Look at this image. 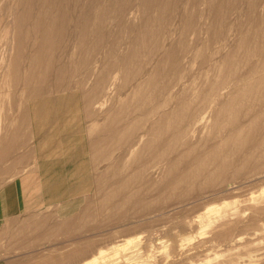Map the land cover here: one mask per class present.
<instances>
[{
	"label": "rangeland",
	"instance_id": "rangeland-1",
	"mask_svg": "<svg viewBox=\"0 0 264 264\" xmlns=\"http://www.w3.org/2000/svg\"><path fill=\"white\" fill-rule=\"evenodd\" d=\"M20 1L0 0V186L23 177L26 188L44 181L55 191L5 222L0 257L264 264V0H158L167 5L146 9L101 0L107 37L80 44L64 31L49 72L26 71L21 55L11 66ZM26 27L29 56L41 32ZM219 146V160L202 163ZM169 158L181 159L173 168Z\"/></svg>",
	"mask_w": 264,
	"mask_h": 264
},
{
	"label": "bare ground",
	"instance_id": "bare-ground-1",
	"mask_svg": "<svg viewBox=\"0 0 264 264\" xmlns=\"http://www.w3.org/2000/svg\"><path fill=\"white\" fill-rule=\"evenodd\" d=\"M13 1V0H12ZM77 2H82L84 1L85 3L83 5H71L70 4V0H21L19 2L20 4V8L18 11V15H17V19H16V25H15V29L18 32L17 35V54L15 56V59L11 62V66L12 68L16 67V63H18V58L20 57V55L23 58H27L28 61H26V64L24 65L25 70L28 72H38V71H48L50 70L49 67L52 66L51 65V57H52V51L54 50L53 47L55 48L56 46H54V44L56 42H58L59 40H61L60 38H63L62 35L64 33V31L68 30L72 37L74 36V33L76 32L77 37L74 36V38H78L75 39L77 42H79L80 44L86 43L90 38H92L93 40H104L107 37V32L104 28L103 22L105 19V15L102 13V6H103V1L101 0H97L96 5L99 6V10L97 12V18L99 21H94V24L92 25L90 23L89 20V13H88V7L91 6L92 4H94V0H76ZM139 3V2H138ZM175 3V2H174ZM158 5L159 8L160 7H164L165 5H167L166 1H160L158 3V0H141V4L140 6L143 7L144 9L149 8L150 6L153 5ZM65 5L66 8H65ZM163 5V6H162ZM40 8H39V7ZM251 6V5H249ZM42 8H45L44 11L41 10ZM68 11V12H67ZM144 11V10H143ZM123 18H121V21L119 22V24H122L123 22ZM26 23H29L32 25V29H35L37 32H41L40 33V37L38 38L37 42H36V48L33 52V54L31 55H26L25 52L22 51L24 45H25V40L26 37H28V33L29 32V28L26 27ZM76 27H78V30L76 29ZM71 29V30H70ZM121 31V29H120ZM256 33V32H255ZM34 34V33H33ZM66 35V34H65ZM143 38L144 34H140V35H135L134 38ZM34 40V39H33ZM92 40V41H93ZM91 41V42H92ZM105 42V41H104ZM61 43V42H60ZM75 43V42H74ZM96 43V41H95ZM72 44V43H71ZM94 44V42H93ZM100 44V43H98ZM57 45V44H56ZM78 45V44H77ZM86 45V44H85ZM97 45V44H96ZM58 46V45H57ZM82 46V45H80ZM92 46V45H91ZM112 46V45H111ZM59 47V46H58ZM79 47V46H78ZM94 47V46H93ZM118 47V46H117ZM76 48V47H75ZM57 49V48H55ZM69 49V48H68ZM71 49V48H70ZM82 49V48H81ZM90 49V48H88ZM92 49V48H91ZM75 51V50H74ZM82 51H85V48L82 49ZM32 52V51H31ZM97 52V51H96ZM130 52V51H129ZM128 54L131 56V52ZM82 53V52H81ZM114 53V52H113ZM69 54V53H68ZM107 54V52H106ZM133 54V51H132ZM75 55V54H74ZM78 55V54H77ZM86 56V55H85ZM54 57V56H53ZM76 57V56H75ZM105 57V56H104ZM117 57V56H116ZM82 58V57H81ZM88 58V57H87ZM167 58V57H166ZM76 59V58H75ZM80 59V58H79ZM78 59V60H79ZM91 59V58H90ZM123 59V58H122ZM58 60V59H57ZM102 60V59H101ZM129 60V59H128ZM227 60V59H226ZM85 61V60H83ZM104 61V60H103ZM115 61V60H114ZM120 61V60H119ZM123 61V60H122ZM121 61V62H122ZM57 63H60L57 62ZM76 63V62H75ZM84 63V62H83ZM23 64V63H21ZM55 64V63H54ZM53 64V65H54ZM89 64V63H88ZM107 64V63H106ZM111 64V63H110ZM121 64V63H120ZM59 65V64H58ZM78 65V64H77ZM103 65V64H102ZM21 67V66H20ZM61 67V66H60ZM59 70H62L60 69ZM87 67V66H86ZM94 67V66H93ZM55 67H53L54 69ZM67 68V67H66ZM23 69V67H22ZM21 69V70H22ZM52 69V68H51ZM78 69V68H76ZM74 69V70H76ZM80 69V68H79ZM83 69V68H82ZM81 69V70H82ZM85 69V68H84ZM100 69V68H99ZM117 69V68H115ZM55 70V69H54ZM57 70V69H56ZM65 70V69H64ZM73 70V72H75ZM101 70V69H100ZM99 70V71H100ZM109 70V69H108ZM53 71V70H52ZM110 71V70H109ZM22 72V71H21ZM25 72V71H23ZM49 72V71H48ZM54 72V71H53ZM68 73V71H66ZM10 73V72H9ZM11 73H13L12 69H11ZM10 73V74H11ZM55 73V72H54ZM72 73V72H71ZM80 73V72H79ZM97 73V72H96ZM95 73V74H96ZM127 73V72H126ZM41 74V73H40ZM47 74V73H45ZM56 74V73H55ZM58 74V73H57ZM62 74V73H61ZM66 75V73H64ZM70 74V73H69ZM100 74V73H99ZM102 74V73H101ZM106 74V73H105ZM148 74V73H147ZM28 75V74H27ZM50 75V74H49ZM73 75V74H72ZM77 75V74H76ZM152 75V74H151ZM12 76V75H11ZM16 76V74H15ZM41 76V75H40ZM99 76V75H98ZM150 76V74H149ZM23 77V76H22ZM38 77V76H37ZM44 77V76H43ZM70 77V76H69ZM67 77V78H69ZM97 77V76H96ZM107 77V76H106ZM10 78V76H9ZM26 78V77H25ZM39 78V77H38ZM57 78V77H56ZM64 78V77H63ZM62 78V79H63ZM90 78V77H89ZM155 78V77H154ZM58 79V78H57ZM65 79V78H64ZM27 80V79H25ZM60 80V79H59ZM71 80V79H70ZM94 80V79H93ZM99 80V79H98ZM103 80V79H101ZM58 81V80H57ZM62 81V80H61ZM66 81V80H65ZM75 81V80H74ZM84 81V80H83ZM43 82V81H42ZM54 82V81H52ZM70 82V81H69ZM73 82V81H72ZM72 82L70 84H72ZM85 82V81H84ZM108 82V81H107ZM51 83V82H50ZM58 83V82H57ZM60 83V82H59ZM77 83L79 84V81H77ZM96 83V81L94 82ZM99 83V82H98ZM56 84V83H55ZM62 84V83H61ZM69 84V83H68ZM82 84V83H81ZM101 84V83H100ZM107 84V83H106ZM40 85V83H39ZM50 86L52 84H49ZM98 85V84H97ZM104 85V84H103ZM37 86V85H36ZM57 86V85H56ZM65 86V85H64ZM80 86V85H78ZM92 86V85H91ZM96 86V85H95ZM105 86V85H104ZM25 87V86H24ZM35 87V86H34ZM62 87V86H60ZM93 87V86H92ZM106 87V86H105ZM38 88V87H36ZM58 88V87H57ZM64 88V87H63ZM96 88V87H95ZM81 89V88H80ZM83 89V88H82ZM81 89V90H82ZM97 89V88H96ZM67 90V89H66ZM70 90V89H69ZM91 90V89H90ZM89 90V91H90ZM100 90V89H98ZM84 91V89L82 90ZM97 91V90H96ZM142 91V90H141ZM88 92V90L86 91ZM93 92L94 91H90ZM99 92V91H98ZM98 94L99 96V93ZM182 92V91H181ZM82 93V92H81ZM30 94V93H29ZM86 94V93H85ZM90 94V93H88ZM104 94V93H102ZM142 94V93H141ZM222 94V93H221ZM92 95V94H91ZM94 95V94H93ZM82 96V95H81ZM97 96V95H95ZM91 97V96H90ZM93 97V96H92ZM130 97V96H129ZM83 98V97H81ZM147 98V97H146ZM222 99V98H221ZM224 99V98H223ZM31 100V99H29ZM90 100V99H89ZM82 102V99H81ZM225 102V101H224ZM86 103V101H85ZM84 103V104H85ZM88 104V103H87ZM89 105V104H88ZM87 105V106H88ZM179 105L182 106L181 103H179ZM219 105V104H218ZM91 106V105H90ZM134 107V106H133ZM94 109V108H93ZM85 110V109H84ZM96 110V109H95ZM86 111V110H85ZM117 111V110H115ZM87 112V111H86ZM113 112V111H112ZM178 112V111H177ZM175 110L173 111V115H172V119L174 120V118L178 117L179 112L177 113ZM94 113V112H93ZM88 114V113H87ZM95 114V113H94ZM97 115V114H96ZM90 117V115H87ZM158 116V115H157ZM168 116V114H166L165 112H163L162 116V120L166 119ZM214 116V115H213ZM252 116V115H251ZM92 117V116H91ZM96 117V116H93ZM159 117V116H158ZM215 117V116H214ZM217 117V116H216ZM85 118V117H84ZM117 118V117H116ZM120 118V117H119ZM158 119V118H157ZM86 120V119H85ZM100 120V119H99ZM90 121V119H89ZM116 122V121H115ZM215 123V122H214ZM217 123V122H216ZM166 124V123H165ZM164 124V125H165ZM116 125V124H114ZM164 125H161V127H159L158 129H156L157 127H155V132H154V136L158 137V134L160 132H164L166 131L164 127ZM86 127V125H85ZM84 127V128H85ZM107 127V125H106ZM109 127V126H108ZM245 127V126H244ZM111 129V128H110ZM123 129V128H122ZM225 129V128H224ZM227 129V128H226ZM105 130V129H104ZM233 130V129H232ZM107 131V130H106ZM122 131V130H121ZM223 131V130H222ZM228 132V131H226ZM234 132V131H233ZM105 133V132H104ZM240 133V132H239ZM151 134V133H150ZM149 134V135H150ZM249 134V133H248ZM230 135V134H228ZM234 135V134H233ZM152 136V134H151ZM231 136V135H230ZM239 136V135H238ZM236 137H233V139ZM240 139V138H239ZM96 140V139H95ZM178 140V139H177ZM227 141V140H226ZM230 141V140H229ZM224 142V141H223ZM94 142H92L93 145ZM226 143V142H225ZM96 145V143H94ZM98 144V143H97ZM234 144V143H233ZM238 144V143H236ZM89 145V144H88ZM87 145V146H88ZM165 145V144H164ZM168 146V145H167ZM5 147V146H4ZM3 147V148H4ZM92 147V146H91ZM94 147V146H93ZM129 147V146H128ZM166 147V145H165ZM237 147V146H236ZM167 148V147H166ZM97 149V148H96ZM90 150V149H89ZM109 153V152H108ZM189 153V152H188ZM96 154V153H95ZM254 154V153H253ZM163 155H165V153H163ZM221 155V148L219 146L216 148L211 149V151H208V154L203 157V159H201L202 163L208 162L210 161L211 163H216L219 159L218 157ZM154 157V156H153ZM181 159V158H180ZM178 159H171L169 158L168 162L172 167L180 160ZM184 160V159H183ZM228 160V159H227ZM155 162V161H154ZM200 163V165L202 164ZM219 165V164H218ZM138 166V165H137ZM174 168V167H173ZM195 168V167H194ZM197 168V167H196ZM186 169V168H185ZM192 170V168H190ZM198 170V169H197ZM133 171V170H132ZM184 172V171H183ZM184 174V173H183ZM182 174V175H183ZM200 174V173H198ZM104 175V174H103ZM106 175V174H105ZM185 175V174H184ZM188 175V173H187ZM186 175V176H187ZM108 176V175H107ZM215 174L211 175V177L209 179L214 178ZM102 177V176H100ZM109 177V176H108ZM173 177V176H172ZM104 178V177H102ZM101 179V178H99ZM151 179V178H150ZM179 179H181V175L179 177ZM183 179V178H182ZM186 179V177H185ZM188 179V178H187ZM108 180V179H107ZM170 180V179H169ZM176 180V178H175ZM178 180V179H177ZM176 180V181H177ZM184 180V179H183ZM103 180H100V183ZM152 181V180H151ZM172 181V180H171ZM105 182V180L103 181ZM109 181H107L108 183ZM174 182V181H173ZM173 182L172 185H173ZM187 182V181H186ZM158 183V182H157ZM170 183V184H171ZM176 184V183H175ZM180 184V183H179ZM178 184V185H179ZM115 185V184H114ZM127 181H122L119 184V188H123L126 189L127 187ZM112 186V185H111ZM117 186V185H116ZM115 186V187H116ZM171 186V185H170ZM175 186V185H173ZM172 187V186H171ZM170 187V188H171ZM165 188V187H164ZM117 189V187H116ZM169 189V188H168ZM117 191V190H116ZM114 192V191H113ZM110 193V192H108ZM118 193V191H117ZM116 193V194H117ZM121 193V192H120ZM124 193V192H123ZM115 194V195H116ZM133 192H129V194H123V197H127V196H133ZM107 195V194H105ZM122 195V194H121ZM110 196V194H109ZM113 196V195H112ZM106 197V196H105ZM115 197V196H114ZM109 198V197H108ZM130 198V197H129ZM125 199V198H124ZM123 199V200H124ZM109 200V199H108ZM120 200V199H119ZM131 200V199H130ZM122 201V200H121ZM127 201V200H126ZM110 202V201H108ZM116 202V200L114 201ZM125 202V200H124ZM113 203V202H112ZM119 203V202H118ZM117 203V204H118ZM114 204V203H113ZM116 204V205H117ZM115 207V205H114ZM119 208V207H118ZM118 210V209H117ZM125 244V243H124ZM127 245V244H126ZM126 247V246H125Z\"/></svg>",
	"mask_w": 264,
	"mask_h": 264
},
{
	"label": "crops",
	"instance_id": "crops-1",
	"mask_svg": "<svg viewBox=\"0 0 264 264\" xmlns=\"http://www.w3.org/2000/svg\"><path fill=\"white\" fill-rule=\"evenodd\" d=\"M43 183L44 181L26 188L23 177H17L0 186V239L5 222L22 215L28 207L45 203V199L53 200L50 199L53 198L55 191L53 182L51 185ZM29 195L32 197L29 198ZM0 264H8V262L0 257Z\"/></svg>",
	"mask_w": 264,
	"mask_h": 264
}]
</instances>
